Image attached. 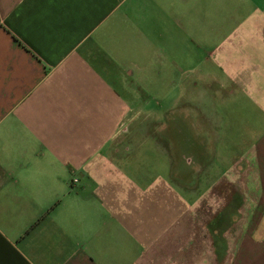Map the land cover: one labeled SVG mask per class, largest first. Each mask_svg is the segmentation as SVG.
I'll use <instances>...</instances> for the list:
<instances>
[{"label":"crops","instance_id":"1","mask_svg":"<svg viewBox=\"0 0 264 264\" xmlns=\"http://www.w3.org/2000/svg\"><path fill=\"white\" fill-rule=\"evenodd\" d=\"M145 43L160 77L174 63L206 88L168 110L163 173L142 177L140 64L121 51ZM253 119L244 155L210 151ZM261 213L264 0H0V264H264Z\"/></svg>","mask_w":264,"mask_h":264},{"label":"rangeland","instance_id":"2","mask_svg":"<svg viewBox=\"0 0 264 264\" xmlns=\"http://www.w3.org/2000/svg\"><path fill=\"white\" fill-rule=\"evenodd\" d=\"M175 16L176 18H179V15H175ZM128 26L131 27L130 25ZM141 28L142 27H140V29ZM141 32L142 31H140V34ZM170 32H172L173 37H175V38L172 37L173 41L177 38H182L183 40L186 39L182 31L178 28V26L173 25ZM140 36L143 38L142 34ZM170 36L171 35H167V38H169ZM191 36H192L191 31H189V37ZM153 50H155V48L152 49L151 45L148 46L147 43H145L141 45V51L137 47L132 46V44H126L123 50L121 51V57L125 58L126 60L127 59H133V61L139 60V64H140L139 66L140 69L134 72V76L128 77V81H130L131 82L130 84L132 85H135L134 83L140 81V90H139L141 94L140 116L139 119L136 121L137 123H139L138 130L136 133L137 134L136 137L131 141L132 143L129 142L128 144L127 143L125 144H127L126 146L130 147L131 149L130 151L136 150L139 151L138 153L139 155H142V153L147 155L146 163L147 162L148 163L146 165V168H144V170L142 171V174H140L142 177L150 176L148 175L149 172L150 173L154 172L151 168H149V165H153L154 163L156 166L155 171L156 172L160 171L161 173H163L167 146L165 144L166 143L165 133L164 130L161 129V126H163L162 124L165 122V117L168 110H171L170 108L172 107L173 115L176 116L177 111L180 110L181 108L186 106L191 107L193 104L198 103V100H200L201 98L202 88L203 87L206 88L205 86H203L202 88L196 87L197 91L192 92L190 90L191 88L190 85L189 89L187 90L186 86L189 85L194 80H198L197 86H202V81L205 82V79H199V78L196 79L195 78L196 75L191 72L182 73L183 70L181 71L175 70L174 63L171 64L167 63V66L169 67L171 66L170 68L173 70V72L172 71L167 72V74H169L168 75L169 77L167 78L162 76L160 77L157 71H159L160 67L162 66L165 67V65L158 58V56L156 57L154 55ZM179 64L180 63H177L178 66ZM194 64L196 63H189V65L186 64V66L184 65L183 69L185 67H191ZM163 70H162V74H164ZM182 87H184V91L183 93H180ZM254 96L257 98L255 102L262 106V102L260 101V95H254ZM204 103L207 104L208 102L204 101ZM178 104H180L179 107ZM231 108L232 107L229 106V109ZM216 109H218L219 112L220 111L219 109L221 108L216 107ZM179 116H180V112L178 114V117ZM253 118L255 119L256 116L253 115ZM254 119H253L254 122L253 128L249 126L239 127L238 125L233 124V122H230V124H228L226 127L225 126L221 127L220 129L221 131L219 133L220 136L219 143H213V142L208 143L210 151H212V153L216 152L217 154L221 153L224 155H228L229 153L230 154L237 153V156H240V154L243 152L244 155L246 148L248 149V147L251 146L252 141L254 140L253 138L257 133L255 129L263 128V124L257 125ZM151 140L152 142H150L149 144L148 142ZM133 146H136V148L133 149ZM149 152L153 154L152 155L153 157H151L150 154L148 155ZM141 164L144 163L141 162ZM134 165H136V163H134ZM220 168L225 169L223 165H221ZM253 185L255 186V183ZM256 194L257 191L255 190L248 191L247 205L240 207L239 203L235 205L234 202L233 203L234 206L233 205H231V207L224 206L222 209V213L223 214L232 213L235 210H237V213H239L238 212L239 208H241L243 212L248 211V209L250 208V203H251L250 201H252L251 198H253ZM232 196L238 198L239 193L237 194L236 192H233ZM211 208L212 210H216V211L218 209L215 206ZM258 221H259L258 226L256 228V231L254 232V238L255 239L257 238L259 240H264V213H261L260 216H258ZM215 225L216 223H214L212 226ZM240 225H242V223L239 221L237 224L238 227L236 229L237 234H239V231L241 229ZM221 228L222 227H219V229Z\"/></svg>","mask_w":264,"mask_h":264}]
</instances>
